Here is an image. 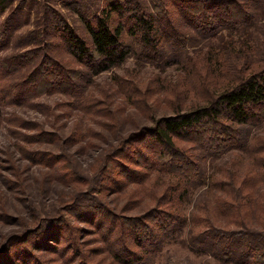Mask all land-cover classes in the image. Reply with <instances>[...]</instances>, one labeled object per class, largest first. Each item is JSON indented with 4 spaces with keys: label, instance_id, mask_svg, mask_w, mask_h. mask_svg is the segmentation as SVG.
Here are the masks:
<instances>
[{
    "label": "rangeland",
    "instance_id": "374dc122",
    "mask_svg": "<svg viewBox=\"0 0 264 264\" xmlns=\"http://www.w3.org/2000/svg\"><path fill=\"white\" fill-rule=\"evenodd\" d=\"M197 2L0 0V264H118L113 252L123 244L140 250L128 233L138 227L133 218L151 223L149 210L167 197L158 188L152 195L149 183L160 182L155 173L146 184L128 182L120 164L136 165L110 153L113 145L150 125L151 115L202 102L213 77L199 83L194 66L210 52L228 73L231 63L264 65V0H212L205 9ZM245 4L246 15L240 9ZM134 5L152 14L156 28L170 26L175 33L174 43L160 42L159 57H148L133 33ZM105 13L112 25H123L131 55L91 76L70 56L61 34L66 24L88 38L85 21ZM46 54L80 73L64 91L35 95L38 80L32 81L26 66ZM40 131L44 136L34 135ZM235 152L211 158L206 174L222 176L235 168L241 174L246 161ZM212 191L190 187L179 202L190 221L166 239L153 264H236L194 249L188 240L205 225L197 217L210 214L214 223L223 218L214 216Z\"/></svg>",
    "mask_w": 264,
    "mask_h": 264
},
{
    "label": "trees",
    "instance_id": "16d2710c",
    "mask_svg": "<svg viewBox=\"0 0 264 264\" xmlns=\"http://www.w3.org/2000/svg\"><path fill=\"white\" fill-rule=\"evenodd\" d=\"M210 1L199 0L197 7L209 8L214 5ZM114 8L120 7H111ZM134 8L130 14L135 19L131 24L135 27L133 33L138 34L136 37L148 57H159L160 42L167 39L174 43L175 33L170 26L159 30L152 14L136 5ZM240 9L246 15L248 6L245 4ZM85 23L88 38L66 24L61 35L70 56L91 76L109 71L130 57L131 48L122 39L123 25H112L108 13ZM230 42L232 44L233 39ZM34 49H29L28 57L35 56ZM36 57L38 59L39 56ZM216 58L218 56L210 52L203 65L194 66L199 83L207 80V74L213 77L202 102L183 104L172 113L158 117L151 115L150 125L131 132L127 138L120 137L119 144L113 145L109 151L136 165L120 164V172L128 182L146 184L147 180L155 177L152 174L155 173L160 182L152 180L149 183L152 195L158 188L167 197L163 202L156 200V204L161 205L159 208L154 206L149 210L152 213L147 217L152 219L151 223H144L139 217L133 218L138 227L128 230V233L134 246L140 250L123 244L121 249L113 252L118 264H153L166 239L181 231L190 221L182 212L184 208L180 203L190 187L199 186L215 190L212 191L215 194L214 216L223 218L214 223L210 214L205 218L197 217L196 220L205 225L188 235L192 248L236 264H264V190L260 189L264 187V131L258 130L264 126V65L231 63L228 73ZM38 61L26 66L30 67L27 73L32 75V81L38 80L35 95L46 90L64 91L66 89L62 87H68L80 73L48 54ZM44 62L48 63L47 68ZM18 63L15 58L13 68ZM44 134L40 131L34 135L42 137ZM176 140L190 144L177 145ZM233 149L240 152H235L237 158L246 161L241 174L236 168L222 176L206 174L211 158ZM233 198L236 200L232 201ZM113 223L115 228L118 222ZM127 225L130 227V222Z\"/></svg>",
    "mask_w": 264,
    "mask_h": 264
}]
</instances>
